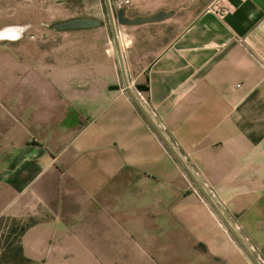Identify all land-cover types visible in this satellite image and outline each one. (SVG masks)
<instances>
[{"label":"crops","instance_id":"crops-1","mask_svg":"<svg viewBox=\"0 0 264 264\" xmlns=\"http://www.w3.org/2000/svg\"><path fill=\"white\" fill-rule=\"evenodd\" d=\"M139 34L120 39L129 86L112 53L90 64L69 56L32 83V102L58 107L61 129L0 131V211L57 203L54 237L90 248L94 263L123 262L112 258L133 248L141 264L256 262L184 161L264 259V0H210L144 65L132 61Z\"/></svg>","mask_w":264,"mask_h":264},{"label":"rangeland","instance_id":"rangeland-1","mask_svg":"<svg viewBox=\"0 0 264 264\" xmlns=\"http://www.w3.org/2000/svg\"><path fill=\"white\" fill-rule=\"evenodd\" d=\"M109 1L120 44L123 37L124 45H129L127 34L130 31L136 29L140 32L136 40V48H140V51L132 61L144 65L152 60L155 50L181 32L210 0ZM121 8L131 18L149 16L159 11H174V15L153 28L139 31L141 27L119 23L117 14ZM74 17H96L104 23L88 29L54 28L55 23ZM0 32L6 33L0 37L1 132L23 129L35 137L50 134L58 138L61 112L58 107L50 110L45 104L32 102V83L51 79L61 73L59 65L66 63L69 56L75 59L74 62L90 64L97 62L103 54L112 53L119 63L106 0H0ZM2 195L9 197L10 193L2 191ZM59 211L57 203L52 211H0V264H17L20 261L15 255L19 244L23 247L24 255L31 260L23 264H141L138 248L131 249V254L124 258H112L123 262L94 263L90 248L61 247L59 244L62 242L54 237V234L59 235L56 231L60 225ZM44 224L53 230L44 232ZM22 227L32 228L30 238H27V230L20 235ZM50 235L53 237L48 238ZM183 251L187 256H181L178 260L187 261L190 250L185 248ZM7 260H11V263ZM196 264L225 263L218 258L205 256ZM251 264L257 263L252 259Z\"/></svg>","mask_w":264,"mask_h":264},{"label":"water","instance_id":"water-1","mask_svg":"<svg viewBox=\"0 0 264 264\" xmlns=\"http://www.w3.org/2000/svg\"><path fill=\"white\" fill-rule=\"evenodd\" d=\"M108 4V9H109V15H110V21L113 27V33H114V38H115V43H116V48L119 56V64L120 67L125 75V64H124V59L122 55V48L121 44L118 39V33L116 30V25H115V18L111 12L110 8V1L106 0ZM174 15L173 11H159L158 13L147 16V17H134L130 18L126 15V10L124 8H121L118 11L117 17L118 21L120 24L123 25H132V24H141V23H147V22H155V21H162L166 20ZM103 20L96 18V17H74L65 21L57 22L54 24V28L59 29V30H68V29H88V28H95V27H100L103 25ZM125 80L127 81V85L129 86L128 80L125 75ZM131 89V88H130ZM185 167L188 169L190 174L194 177L198 185L203 189L204 193L207 195V197L210 200L211 205L213 208L216 210V212L219 214L221 219L225 222V224L229 227V229L233 232V234L237 237L238 241H240L241 244L245 246L247 249L248 253L256 260L255 256L251 253L249 250L248 246L245 244L244 240L241 238V236L238 234L232 223L229 221V219L226 217V215L223 213V211L219 208V206L216 204V202L210 197L208 192L205 190L203 187L202 183L197 179V177L194 175V173L191 171V169L188 167V165L182 161ZM256 263L258 264L257 260Z\"/></svg>","mask_w":264,"mask_h":264},{"label":"built area","instance_id":"built-area-1","mask_svg":"<svg viewBox=\"0 0 264 264\" xmlns=\"http://www.w3.org/2000/svg\"><path fill=\"white\" fill-rule=\"evenodd\" d=\"M214 11L221 15L222 17H224L227 13H228V10L225 8V7H222L220 6V4L218 3H214ZM139 98L141 100H145V98L143 97L142 93L140 92H137ZM191 169V168H190ZM191 171L193 172V170L191 169ZM194 173V172H193ZM195 175V174H194ZM196 176V175H195ZM204 187V186H203ZM206 190V189H205ZM249 250L251 251V253L255 256L258 264H264V259L256 252V249L255 248H252V247H248Z\"/></svg>","mask_w":264,"mask_h":264},{"label":"trees","instance_id":"trees-1","mask_svg":"<svg viewBox=\"0 0 264 264\" xmlns=\"http://www.w3.org/2000/svg\"><path fill=\"white\" fill-rule=\"evenodd\" d=\"M139 88H145L144 86H139ZM142 90V89H141ZM27 229L22 227V230L20 231V235L23 234ZM10 248V247H9ZM17 253H15V255L17 254L18 256V260H20L17 264H23L25 262H30L31 260L29 258H27L24 255L23 252V247L22 245H17L16 247ZM14 260H17L16 258H14ZM9 263H11V260H7Z\"/></svg>","mask_w":264,"mask_h":264},{"label":"bare ground","instance_id":"bare-ground-1","mask_svg":"<svg viewBox=\"0 0 264 264\" xmlns=\"http://www.w3.org/2000/svg\"><path fill=\"white\" fill-rule=\"evenodd\" d=\"M16 31V30H15ZM13 32V31H12ZM6 33L5 32H0V37H3ZM9 34V33H8Z\"/></svg>","mask_w":264,"mask_h":264}]
</instances>
